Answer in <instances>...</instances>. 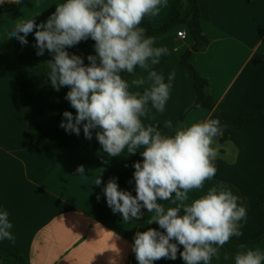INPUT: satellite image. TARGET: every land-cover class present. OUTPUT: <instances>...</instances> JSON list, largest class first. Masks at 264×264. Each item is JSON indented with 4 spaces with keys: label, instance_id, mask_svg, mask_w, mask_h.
<instances>
[{
    "label": "crops",
    "instance_id": "crops-1",
    "mask_svg": "<svg viewBox=\"0 0 264 264\" xmlns=\"http://www.w3.org/2000/svg\"><path fill=\"white\" fill-rule=\"evenodd\" d=\"M0 4V212L7 211L13 225L15 242L0 240V252H14L28 264H138L132 251L138 231L154 228L153 213L141 209L138 221H123L122 214L108 206L104 188L115 178L122 191L133 196L136 163L125 152L108 157L96 138H85L83 125L79 135L65 131V111L76 110L65 98L68 86L56 90L50 77L43 78L44 68L54 56L47 49L37 55L35 29L21 44L9 33L22 20L35 17L45 22L55 6L64 0H17L5 7ZM201 27L208 38L207 47L194 53L188 62L197 74L210 83L215 110L193 109L197 95L194 72L183 65V56L194 41L187 24L179 22L155 38L154 47H167L168 54L153 66L168 75L175 73L170 98L163 113L151 108L141 120L157 126L164 135L174 131L164 127L172 121L177 128L207 119H218L221 135L214 148L215 176L204 187L189 192V201L206 194L212 186L223 185L241 198L246 206L245 220L240 221L241 236H233L212 257L209 264H235L241 251L259 248L264 252V117L245 122L222 141L225 125L236 127L240 114L264 111V0H198ZM184 0H167L156 16H146L158 28L174 18ZM186 31L187 38L178 37ZM91 38L67 48L69 55L84 58L95 55ZM124 79L147 77V71L136 67L133 74L122 73ZM146 86V85H145ZM130 87V91H143ZM139 151H142L140 149ZM142 155H140V158ZM140 158L139 161L140 162ZM83 166V175L77 168ZM100 177L101 184L95 180ZM174 198V194H173ZM167 209L171 201H157ZM175 242V241H173ZM162 258L154 264H184ZM0 264H14L0 255ZM264 264V262H262Z\"/></svg>",
    "mask_w": 264,
    "mask_h": 264
},
{
    "label": "clouds",
    "instance_id": "clouds-1",
    "mask_svg": "<svg viewBox=\"0 0 264 264\" xmlns=\"http://www.w3.org/2000/svg\"><path fill=\"white\" fill-rule=\"evenodd\" d=\"M4 0H0L2 4ZM167 0H64L55 6L45 22L37 24L35 17L17 23L9 33L21 44L35 29L37 55L45 49L54 58L47 62L51 85L59 90L68 86L66 99L72 112L65 111V131L79 135L83 125L85 138H92V130L108 157L121 153L135 154L142 149L143 162L133 167L135 192L119 189L116 179H110L104 188L107 204L113 213L122 214L123 221H138L141 209L153 213L151 223L164 231L148 228L138 231L132 251L138 264H154L162 258L184 264H209L212 257L231 237L242 235L240 221L247 215L241 198L226 186L210 187L206 194L188 203L189 192L202 189L205 181L216 174L213 163L218 155L214 143L221 135L218 119H207L177 128L172 121L164 127L173 135H164L152 124L145 125L151 108L163 113L170 98L175 73L165 82L162 73L153 69L160 57L168 54L167 47H154L155 38L146 36L141 23L146 16H156ZM95 41V55H88L85 65L82 56L66 51L81 41ZM147 71V77L123 78L122 73L133 74L136 67ZM146 85V86H145ZM143 91H130V87ZM84 167L77 172L84 174ZM98 177L96 185L101 184ZM174 194V198H173ZM171 201L173 207H164L157 201ZM8 212H0V240L15 242ZM175 241V242H173ZM264 252L259 248L241 251L235 264H262Z\"/></svg>",
    "mask_w": 264,
    "mask_h": 264
},
{
    "label": "trees",
    "instance_id": "trees-1",
    "mask_svg": "<svg viewBox=\"0 0 264 264\" xmlns=\"http://www.w3.org/2000/svg\"><path fill=\"white\" fill-rule=\"evenodd\" d=\"M15 1L17 0H7L5 3V7L9 6ZM179 22H183L188 25L194 41L192 49L183 56V60H182L183 65H185L194 72V90L196 92L197 98L192 108L193 109L206 108L209 110H215L216 103L210 94L209 81L201 78L194 70L193 66L188 62V59L191 58V56L194 53L203 51L209 43V40L204 35L201 27V13H200L198 0H184V6L181 9V11H179V13L174 18L170 19L169 21H167L158 28L153 27L146 20H143L140 26L143 27L146 30V32H148L149 34L157 36L163 34L171 26ZM47 76L48 74H47V64H46L44 68L43 78H46ZM262 117H264V111L263 112L255 111V112H247L240 114L238 117V124L236 127H231L228 125L224 126L223 134L221 138L222 141L227 140L228 136L232 132L239 130L245 122ZM140 155H141V151L139 150H137L135 154H130L131 158L135 162L139 161ZM260 209L264 210V200L260 205ZM262 237H264V234ZM0 255L4 259L9 260L14 264H28L23 256L16 254L14 252H0Z\"/></svg>",
    "mask_w": 264,
    "mask_h": 264
},
{
    "label": "built area",
    "instance_id": "built-area-1",
    "mask_svg": "<svg viewBox=\"0 0 264 264\" xmlns=\"http://www.w3.org/2000/svg\"><path fill=\"white\" fill-rule=\"evenodd\" d=\"M178 37L181 39H186L187 38V32L186 31L178 32Z\"/></svg>",
    "mask_w": 264,
    "mask_h": 264
},
{
    "label": "water",
    "instance_id": "water-1",
    "mask_svg": "<svg viewBox=\"0 0 264 264\" xmlns=\"http://www.w3.org/2000/svg\"><path fill=\"white\" fill-rule=\"evenodd\" d=\"M143 159H144L143 157L140 158V162H141V163L143 162Z\"/></svg>",
    "mask_w": 264,
    "mask_h": 264
}]
</instances>
